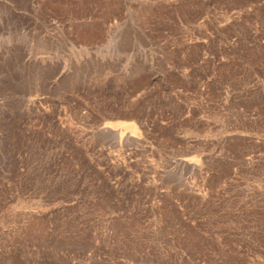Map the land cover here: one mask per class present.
<instances>
[{"label":"rangeland","instance_id":"1","mask_svg":"<svg viewBox=\"0 0 264 264\" xmlns=\"http://www.w3.org/2000/svg\"><path fill=\"white\" fill-rule=\"evenodd\" d=\"M0 264H264V0H0Z\"/></svg>","mask_w":264,"mask_h":264}]
</instances>
